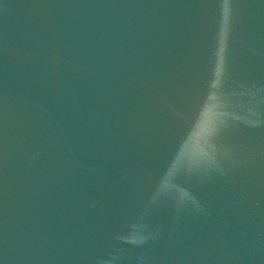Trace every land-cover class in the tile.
Listing matches in <instances>:
<instances>
[{"label": "water", "instance_id": "1", "mask_svg": "<svg viewBox=\"0 0 264 264\" xmlns=\"http://www.w3.org/2000/svg\"><path fill=\"white\" fill-rule=\"evenodd\" d=\"M0 264H264V0H0Z\"/></svg>", "mask_w": 264, "mask_h": 264}]
</instances>
